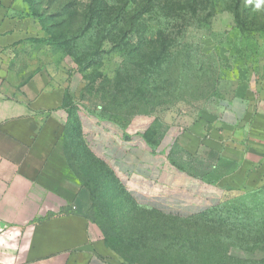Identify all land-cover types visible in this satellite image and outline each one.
I'll return each mask as SVG.
<instances>
[{"label":"rangeland","instance_id":"rangeland-1","mask_svg":"<svg viewBox=\"0 0 264 264\" xmlns=\"http://www.w3.org/2000/svg\"><path fill=\"white\" fill-rule=\"evenodd\" d=\"M27 1L34 64L66 88L79 209L111 251L124 264H261L264 188L193 209L183 185L226 168L192 155L186 131L264 81V0Z\"/></svg>","mask_w":264,"mask_h":264},{"label":"crops","instance_id":"crops-1","mask_svg":"<svg viewBox=\"0 0 264 264\" xmlns=\"http://www.w3.org/2000/svg\"><path fill=\"white\" fill-rule=\"evenodd\" d=\"M36 36L29 2L0 0V264H124L79 211L82 182L65 150L66 88L35 66ZM185 146L226 166L210 186L185 182L188 208L264 185V81L241 82L227 102L203 111Z\"/></svg>","mask_w":264,"mask_h":264},{"label":"trees","instance_id":"trees-1","mask_svg":"<svg viewBox=\"0 0 264 264\" xmlns=\"http://www.w3.org/2000/svg\"><path fill=\"white\" fill-rule=\"evenodd\" d=\"M264 188V185H262L261 187H259V188H256V189H252V190H261V189H263ZM79 211H80V209H79ZM81 212V211H80ZM221 212H219V215H221L220 214ZM236 224V223H235ZM235 227H237V228H240V226H235ZM255 262L257 263V262H261V264H264V256L262 257V259H258V260H255Z\"/></svg>","mask_w":264,"mask_h":264}]
</instances>
